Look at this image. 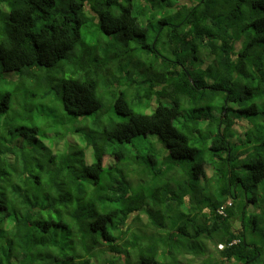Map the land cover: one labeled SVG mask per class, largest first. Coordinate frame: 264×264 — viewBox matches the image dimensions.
I'll return each mask as SVG.
<instances>
[{"label":"trees","instance_id":"16d2710c","mask_svg":"<svg viewBox=\"0 0 264 264\" xmlns=\"http://www.w3.org/2000/svg\"><path fill=\"white\" fill-rule=\"evenodd\" d=\"M55 80L75 117L111 98L92 163L9 124ZM0 81V264H264V0H0Z\"/></svg>","mask_w":264,"mask_h":264},{"label":"rangeland","instance_id":"374dc122","mask_svg":"<svg viewBox=\"0 0 264 264\" xmlns=\"http://www.w3.org/2000/svg\"><path fill=\"white\" fill-rule=\"evenodd\" d=\"M83 31H88V34L84 32V36L86 38L84 47L94 46L95 44H97V39L94 38L93 29L87 30V28H83ZM90 53H93V50H91ZM113 68L114 66L111 65L110 68L104 69L103 72L106 74H110L111 72H113ZM24 79L27 82L28 79ZM13 84L15 83H4L0 81V95L5 92V90H8ZM59 89L60 84L57 80H55L53 81L51 87V93L46 98H44V91L41 89L38 90V95L36 97L32 96L25 98L23 92L20 95L15 94L12 101L13 108L9 111V124H20L22 118H27L30 122H33L37 125L47 124L49 128H45L46 136L38 138V143L36 141L26 140V146H28L29 148H38L39 153L44 151L45 148L50 149L51 152L57 156V165H60L62 163L63 157L60 156L64 153H67L70 148V145L73 146L72 148L74 150H78L79 148H85L87 145H89V147L86 148V158L88 162L91 161L90 163H92L95 161V159L92 156V148L88 141V137L90 135L95 137V146L102 150L104 139L102 137L100 139L102 130L97 127L98 119L96 118L100 117V115H102V112L107 109V107L111 103V98L108 94L104 95V100L102 99L104 103L102 110L96 111L91 115L75 117L71 114H67L64 112L61 102V95H59L60 92L58 91ZM105 116L107 120H111L116 115L111 109V111L109 110ZM94 121H96V124H93ZM71 128H74L73 132H70ZM42 144L44 145V147L42 146ZM39 153L36 154V157L40 156ZM27 160L28 167L32 170L33 173L36 169V164L30 158H27ZM44 160L45 162H47L45 159V155ZM104 162H106V159H104ZM33 189L35 192H39V190H37L36 188ZM235 225H238V222H236ZM209 257L210 256H204L199 258L188 257L190 258L188 262L190 264H209L211 263Z\"/></svg>","mask_w":264,"mask_h":264},{"label":"clouds","instance_id":"9594fccd","mask_svg":"<svg viewBox=\"0 0 264 264\" xmlns=\"http://www.w3.org/2000/svg\"><path fill=\"white\" fill-rule=\"evenodd\" d=\"M42 128H44V127H42ZM43 135L44 136H46V134H45V129H43ZM89 146H86L85 148H79L78 150H84L85 151V153H84V155H85V160H86V162L87 163H90V162H88L87 161V158H86V148H88ZM72 151H77V150H74L72 147H70L69 148V150L67 151V152H72ZM104 159H106V155L103 157V163H105L104 162ZM227 206H229V205H231V203L230 202H228L227 204H226ZM225 208V207H224ZM224 208H220L219 210H218V212L220 213V214H222V215H224L225 214V212H224ZM218 248H220V246L218 245ZM83 257H86V254L83 256ZM122 259L124 260L125 259V256H122Z\"/></svg>","mask_w":264,"mask_h":264}]
</instances>
